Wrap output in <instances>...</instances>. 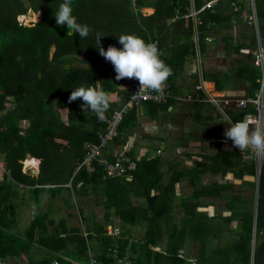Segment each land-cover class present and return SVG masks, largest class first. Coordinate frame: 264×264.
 <instances>
[{"label":"trees","instance_id":"1","mask_svg":"<svg viewBox=\"0 0 264 264\" xmlns=\"http://www.w3.org/2000/svg\"><path fill=\"white\" fill-rule=\"evenodd\" d=\"M211 1L139 0L141 7H155L154 13L145 16L134 11L130 0H0V155L6 153L5 177L11 181L0 183V264L36 243L45 254L28 264H51L60 253L85 262L88 247L108 261L110 249L116 247L136 264H188L189 260L264 264V207L255 227L252 211L235 210L240 194L230 195L225 206L230 215L218 211L208 217V204L201 201L206 195H222L232 184L215 185L214 192L199 189L179 199L174 188L184 173L176 172L166 182L159 157H142L135 170L115 177L105 176L97 161L93 172L80 168L86 144L100 142L107 119L130 99L132 89L119 85L132 83L143 70L153 40L164 51L158 76L170 81L174 91L186 61L196 59L198 53L209 55L215 37L224 45L227 69L210 74L203 70L206 84L222 91L235 79L246 80L249 93L259 87L262 74L253 54L240 52L256 48L255 29L242 27L239 35L233 34L235 26L252 13V6L245 0H218L212 8L205 7ZM255 4L264 42V0ZM30 10L41 12V20L29 25L20 22L18 17ZM71 22L75 29L70 34ZM100 63L108 67L95 69ZM194 79L200 82L198 72ZM98 81L100 99H94L92 85ZM110 92H117L119 100H108ZM8 96L16 100L7 101ZM137 113V106L127 110L114 139L138 125ZM238 113L233 116L235 122L244 117V112ZM24 120L29 121L27 127L21 126ZM28 155L41 160L39 174L23 172ZM243 165L239 177H243ZM246 165L254 176L255 164ZM46 195L50 207L44 209ZM263 196L264 163L259 201ZM59 199L77 207L78 225L69 227L64 217L53 216ZM90 204L97 206L103 220ZM25 208L33 209L34 216L26 215L25 232L18 234L13 227L20 223L17 215ZM233 220L238 221L240 233L225 239L222 235ZM118 226L120 234L109 235V228ZM135 226H144L145 235L134 233ZM189 238L198 243L195 256L185 251Z\"/></svg>","mask_w":264,"mask_h":264},{"label":"crops","instance_id":"2","mask_svg":"<svg viewBox=\"0 0 264 264\" xmlns=\"http://www.w3.org/2000/svg\"><path fill=\"white\" fill-rule=\"evenodd\" d=\"M215 1L217 3L218 0ZM245 1L248 4L250 3L253 11L244 17V23L235 26L233 30L235 36L239 35L242 27H250L245 18L252 15L254 11L257 12L255 0ZM147 8L151 13L145 16H149L155 12V7L148 6ZM200 11L197 12L199 13ZM219 38L215 37V41L210 46L209 55L202 57L198 53L196 59L192 58L186 61L180 71V75L174 81L176 84L175 93L200 96L197 94L196 86L198 82L194 79V73H199L200 80L203 77V70L210 74V72L227 69L225 66L228 60L225 56V51H223L224 45ZM106 65L108 67V64ZM131 85V82H126L120 84L119 88L131 89ZM99 86L100 83L98 81ZM210 87L217 93L238 95H242L248 90L246 80H242L241 82L235 79L229 83L227 82L226 89L222 91H218L215 85ZM93 96L96 99H100L99 92H94ZM107 98L111 102H116L119 100V95L117 92H110ZM137 111L138 125L132 131L125 132L111 141L103 150V157L114 159L121 150L126 149L137 161L142 157L149 159L153 154L151 153V156H147L148 147L152 145L156 146L157 149L163 147V152H165L169 146V142H171L172 146L169 148L170 151L166 153L167 157L163 162L160 161V170L164 173L166 182L171 179L174 173L183 171L184 175L177 181L175 187L176 185H181V183H186L182 187H186V190L192 188L195 193L197 190L204 188H208L210 192H214L215 185L232 184L231 190L222 191L221 194L226 196L229 192H234L233 194L241 193V189L243 188L241 183L249 180L248 176H252L258 182L259 193L258 179H260L261 173L258 174L256 171V174L253 176L245 168L248 162L244 160V157L249 150L233 124L235 123L233 116L239 114V109L227 107V112L232 121L207 102L172 101L166 106H160V108L155 103H144L137 106ZM28 125V120H24L21 123L23 127H27ZM241 145L245 147L242 148ZM0 157L4 163V167H2L3 173H0L1 183L4 177L8 175V172L5 167L6 153H2ZM31 157V155H28L26 159L29 161ZM241 163L245 165H243V177L237 175V172H241ZM184 164H188L187 166H190V168L182 169L181 167ZM8 181H10V178ZM222 195L217 197H221ZM205 197L217 198L214 195H206ZM209 205L213 208L215 202ZM208 208L205 207V210L209 211ZM213 213H215L214 208ZM227 213L228 211L225 214Z\"/></svg>","mask_w":264,"mask_h":264},{"label":"built area","instance_id":"3","mask_svg":"<svg viewBox=\"0 0 264 264\" xmlns=\"http://www.w3.org/2000/svg\"><path fill=\"white\" fill-rule=\"evenodd\" d=\"M130 2L136 13H142L143 15L151 13L147 8L148 6L141 7L139 5V0H130ZM215 3L216 1L213 0L205 7L212 8ZM197 13L198 12L195 11L190 14L194 16V14L196 15ZM22 16L23 15H20L18 18ZM245 21L249 26L255 29L257 46L254 49L250 47L241 48L240 52L253 54L255 65L263 70V74L258 79L259 87L253 93H249L248 90L242 95L217 93L206 84L204 77L200 79V82L196 86L197 94L200 96L175 93L173 84L158 76L157 65L161 61L164 51L159 41L153 40L149 49L150 60L132 82V94L130 99L122 109L115 111L112 116L107 119L108 124L100 134V142L98 144H86L87 152L84 160L80 164V168L85 166L87 170L93 172L96 169L95 162L97 161L99 165L103 166L105 176L107 177L121 176L135 170L138 165L137 160L128 155L126 149L121 150L114 159L103 157V150L118 135L119 126L129 108L140 106L145 102H155L165 105L169 104L171 100L174 99L176 102H207L221 111L226 118L231 121L232 119L227 112V107H234L244 112L243 119L233 124L249 150L244 160L248 162V164L253 162L256 166V171L260 174L264 163V42L260 32L257 12L254 11L252 15L245 18ZM209 40H211V38H209ZM162 151L163 147L158 148L156 153H153L152 157H158V154L160 155L163 153ZM31 160L38 161V163L27 165L26 162L28 159H26L23 163V172L37 175L40 171L41 160L34 157H31ZM0 166L4 167L1 157ZM108 233L112 236L119 235L120 228H109ZM84 235L87 237L88 233L84 232ZM156 249L159 250V248ZM180 256L182 255L180 254ZM109 257L111 261L101 259L90 247H88V259L85 262L60 253L55 255L51 264H136L131 258L120 255L116 247L110 249ZM194 262V260H189L188 264H194Z\"/></svg>","mask_w":264,"mask_h":264},{"label":"rangeland","instance_id":"4","mask_svg":"<svg viewBox=\"0 0 264 264\" xmlns=\"http://www.w3.org/2000/svg\"><path fill=\"white\" fill-rule=\"evenodd\" d=\"M38 15H40L37 18L36 13L32 10H30L26 15L24 14L20 20V18H18L19 21L23 22L24 24H32V23H36L39 22L41 20V13L37 12ZM34 18H37V20H35ZM218 48V47H217ZM216 48V49H217ZM261 70V74H263V70L262 68H260ZM92 92L94 93V91L92 90ZM94 99H96L93 96ZM236 119H238L236 117ZM172 143L169 142V146L167 148V150L163 153H161L160 155L158 154V157L160 159L161 162L164 161V159L167 157L166 153H168V151H170L169 148H171ZM242 148H244L245 146L241 145ZM157 148L156 146L152 145L151 147H148L147 149V156H151V153L153 154L154 152L156 153ZM246 152H248L246 150ZM188 164H184V166H182L181 168H190V166H187ZM166 170V169H165ZM0 173H3L2 167H0ZM30 174V173H28ZM4 175V174H3ZM169 175V174H168ZM249 180H247L246 182H242L241 184L243 185V188L241 189V198L238 199V201L236 203H238V206L235 207V210L239 213H249L250 211H252L254 213L253 217H254V223L255 220H257V218H255L256 214H259V211L264 207V200H260L259 201V193H258V182L255 180L254 177L252 176H248L247 177ZM4 179L7 180L6 177H4ZM8 182V180H7ZM250 182H256V186L253 187V185ZM186 184V183H185ZM185 184L181 185H176V187L174 188V193L177 194L178 198H187L191 195H194V190L192 188H189V190H186V187H182L185 186ZM245 190V191H244ZM234 193V192H233ZM232 192H229L226 197L225 196H221V197H217V198H209V197H204L201 199L202 202H204V204H208V206H210L209 204L214 203L215 202V206L213 207L215 210V213H213V208L212 206H210L208 208V206L206 208H208L209 211H207V215L208 217H213L215 216V214H217L218 211L222 212L224 215H230V211H228L227 214L226 213V207L230 198V195L233 194ZM237 194V193H236ZM49 195L44 196V200H43V206L44 209H47L48 207H50V203H49ZM264 198V196H263ZM179 199H177V203H179ZM63 199H59L58 201V206L57 205H53V213H54V217L56 218H60V217H64L67 220L68 226H74V225H78L81 220L78 216V209L77 207L73 208L70 207L68 205H66ZM89 208H93L94 210V214L99 213V219L103 220V218L101 217V211L97 209V206L95 204H90ZM257 211V212H256ZM31 215L34 216V210L31 208H25L22 212L18 213L17 218L18 221L20 223H16V226L13 227V230L15 233H23L25 232V226L27 225V216ZM92 217V216H91ZM258 217V216H257ZM256 224V223H255ZM239 223L236 220H233L232 224L230 225V229L231 232L229 231H225L223 233V237L225 239H231V236L233 235L234 237L239 235L240 232H237L240 230V228L238 227ZM119 227V226H118ZM120 228V227H119ZM134 233H140L141 236L145 235V230H144V226L141 228L140 226H135L133 228ZM255 231H254V236L255 235ZM221 241V240H220ZM254 241V238H253ZM256 241V240H255ZM254 241V242H255ZM256 244L253 243V245ZM186 253L187 252H191L193 256L196 255L197 250H198V243L196 241H194V239L189 238L187 240L186 243ZM39 244L36 243L34 244V246H32V248L30 250H27L25 252H21L20 254H18L17 256H8L7 258L3 259V263L5 264H28L32 261H36L39 260L40 258H42L45 254V251L43 249H39ZM253 255H254V248H253ZM252 262H254V260L252 259Z\"/></svg>","mask_w":264,"mask_h":264},{"label":"water","instance_id":"5","mask_svg":"<svg viewBox=\"0 0 264 264\" xmlns=\"http://www.w3.org/2000/svg\"><path fill=\"white\" fill-rule=\"evenodd\" d=\"M74 29H75V24L73 23V22H71L70 23V30H69V33L71 34L73 31H74ZM56 50V47H54L53 48V52ZM107 67V65L106 64H104V63H100V64H97L96 66H95V69H100V68H106ZM92 90L94 91V92H98V90H99V87H98V82H95V83H93V85H92ZM16 100V97L15 96H8L7 97V101H15ZM259 180V179H258ZM257 212V211H256ZM255 218H257V214H256V216H255ZM257 222V220H255V223ZM254 223V224H255ZM257 224V223H256ZM256 224H255V227H256ZM256 235V234H255ZM256 240V236H254V241ZM253 241V243H255ZM253 248H255V244L253 245Z\"/></svg>","mask_w":264,"mask_h":264},{"label":"bare ground","instance_id":"6","mask_svg":"<svg viewBox=\"0 0 264 264\" xmlns=\"http://www.w3.org/2000/svg\"><path fill=\"white\" fill-rule=\"evenodd\" d=\"M33 13H34V12H33ZM35 13H36L37 17L40 16V15H38L37 12H35ZM37 163H38V161H34V160L32 161L31 158H30V160L27 162L28 165H30V164H37Z\"/></svg>","mask_w":264,"mask_h":264},{"label":"clouds","instance_id":"7","mask_svg":"<svg viewBox=\"0 0 264 264\" xmlns=\"http://www.w3.org/2000/svg\"><path fill=\"white\" fill-rule=\"evenodd\" d=\"M41 13V12H40ZM39 159V158H38Z\"/></svg>","mask_w":264,"mask_h":264}]
</instances>
